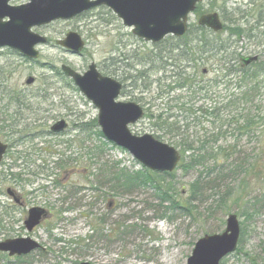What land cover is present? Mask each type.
I'll return each mask as SVG.
<instances>
[{"label":"rangeland","instance_id":"rangeland-1","mask_svg":"<svg viewBox=\"0 0 264 264\" xmlns=\"http://www.w3.org/2000/svg\"><path fill=\"white\" fill-rule=\"evenodd\" d=\"M27 3L10 2L13 6ZM209 13H218L224 25L247 27L249 37L238 44L239 51L244 58L259 54L256 64L264 62V0H205L189 16V25L194 29L199 18ZM32 31L48 41L36 46L37 60L0 48V136L13 144L10 156L0 163V241L31 237L43 250L22 261L0 255V264H186L196 242L204 235L223 232L232 214L240 223V241L237 251L220 264L255 260L262 264L264 104L254 110L256 119L250 128L237 129L226 119L201 120L197 114L186 119L180 104L204 107L205 85L200 93L198 86L195 94L186 86L157 98L156 108L167 107L178 115L184 137L190 140L204 141L205 135L223 126L226 137L218 144L228 149L229 157L198 165L189 158L195 156L189 151L181 153V162L171 176H148V170L127 151L98 136V130L79 128L96 121L98 110L59 71L66 65L83 74L95 63L103 76L123 85L117 101L137 103L146 113L145 101H150L151 94L143 89V77L138 78L147 71L149 56L170 51L175 38L167 37L157 45L138 39L107 7ZM68 33L78 34L85 42L81 54L56 44ZM220 55L205 62L208 73L203 81L215 75L211 66L220 63ZM187 71L193 74V70ZM154 77L168 86L171 74L152 73L151 79ZM29 78L34 84H26ZM261 88L257 99L264 103V83ZM174 95L180 100L172 99ZM60 120L68 128L54 135L51 128ZM131 132L155 136L145 118L131 126ZM160 140L172 145L166 138ZM123 170L152 180L130 192L114 193L112 176ZM8 189L22 195L26 207L15 206L7 196ZM166 198L169 202L165 203ZM34 207L46 209L50 216L28 233L24 220Z\"/></svg>","mask_w":264,"mask_h":264},{"label":"water","instance_id":"water-1","mask_svg":"<svg viewBox=\"0 0 264 264\" xmlns=\"http://www.w3.org/2000/svg\"><path fill=\"white\" fill-rule=\"evenodd\" d=\"M11 1L0 0V48L8 47L35 60L39 57L35 47L47 42L45 37L33 33L35 27L69 21L94 8L107 7L125 27L132 29L135 37L158 44L168 36L183 37L188 31V17L203 0H29L20 6L11 5ZM198 25L214 33L223 29L218 13L201 16ZM57 44L74 53L81 52L85 46L76 33H68ZM256 60L254 57L242 62L248 66ZM62 71L98 109L97 123L108 142L129 152L150 171H175L181 161L179 151L151 134L136 136L131 132L129 127L142 120L144 111L136 103L117 101L123 89L121 83L101 75L95 64H91L84 75L68 66H63ZM33 83V78L26 81L27 85ZM66 127L65 122H58L52 132L60 133ZM5 150L6 146L0 142V161ZM46 217V210L30 209L24 222L27 232L32 233ZM240 232L237 216L229 215L223 233L205 235L196 242L187 264H220L223 258L237 250ZM40 248L41 245L31 237L0 241V252L9 257L27 256Z\"/></svg>","mask_w":264,"mask_h":264},{"label":"trees","instance_id":"trees-1","mask_svg":"<svg viewBox=\"0 0 264 264\" xmlns=\"http://www.w3.org/2000/svg\"><path fill=\"white\" fill-rule=\"evenodd\" d=\"M200 6L201 4L197 6L196 13ZM243 37H249L248 29L243 24H239L234 28L225 24L224 30L217 34L203 27L196 26L193 29L190 26L189 31L183 38L174 39L177 42L170 51L169 49L166 52L160 50L154 56H149V59L145 62L147 71L141 73L138 78L141 80L143 77V89L149 95L151 94L150 101H145L147 110L144 118L148 120L151 130L155 133V137L159 140L160 138L170 140L172 146L180 149L182 154L189 151L193 152L195 156L189 158H192L194 163L198 165H202L205 161H219L220 159H227L229 157L228 149L218 144V142L226 137V131L222 130L223 126H219L214 129L213 133L210 132L209 135H205L204 141L196 142L190 140L188 137H184L182 121L178 115H172L167 107L156 108V99L186 86L190 90L194 89L192 91L193 94L197 91L200 93L205 85L204 91H206L205 97L207 100H205L206 104L204 103V107H198L197 104L191 106L186 103L180 104V109L186 114V119L189 116L192 117V115L197 114L201 120L213 119L214 122H221L222 119H226L235 124L237 129L250 128L252 121L256 119V116L253 114L254 110L256 107L261 106L262 108L264 104L257 99V94L262 89L261 85L264 83L262 78L264 75V62L259 65L255 63L249 67L241 65L240 60L242 55L238 44ZM186 38L189 39V42L183 41ZM212 38L213 41L211 42ZM219 54H221L220 63L216 64L215 68L213 67L214 65L211 66L215 75L207 82L203 81L206 76L203 74V67L207 65L205 62L211 61L212 58ZM188 69L193 70V74L188 72ZM163 71L171 74L168 86L162 85L161 78L154 77L151 79L152 73L157 74V72ZM146 74L148 75L146 76ZM154 85V90H152ZM197 86L199 89L195 91ZM172 99L179 101L180 96L174 95ZM262 118L264 120V115ZM79 128L86 132L92 129L98 130L96 121L91 124H84ZM98 136L102 137L99 130ZM199 143H202V145H199ZM209 143H213L215 146L212 147ZM143 175L138 173L130 175L125 173L124 170L118 171L112 176L115 180H111L113 192H130L135 190L133 188L145 185L152 180V178L144 177ZM146 175L157 176L156 173L152 172H148ZM164 176H171V174H165ZM196 184L199 190L200 185L198 182ZM118 185L120 188L117 187ZM167 191L161 194V198L167 195ZM167 199L161 200L166 203L169 202ZM0 255L2 258L10 259L6 255ZM27 257L29 256L15 259L22 261ZM251 264L259 263L255 260L251 261Z\"/></svg>","mask_w":264,"mask_h":264},{"label":"flooded vegetation","instance_id":"flooded-vegetation-1","mask_svg":"<svg viewBox=\"0 0 264 264\" xmlns=\"http://www.w3.org/2000/svg\"><path fill=\"white\" fill-rule=\"evenodd\" d=\"M85 43V42H84ZM90 66V65H89ZM89 66H88V68H89ZM96 67H97V70L99 71V65H96ZM78 73V72H77ZM85 73V72H84ZM83 73V74H84ZM80 74V73H79ZM59 76L61 77V78H63V77H65L64 75H62V74H59ZM65 79H66V81H68V84H69V86L70 85H73V80L71 79V78H68V77H65ZM20 104V103H19ZM20 105H22V104H20ZM60 121H63V122H65L66 124H67V122L65 121V120H60ZM68 127H66L63 131H61L60 133H54V132H52L51 131V133L52 134H54V135H57V134H61V133H63L66 129H67ZM0 142H1V144H3L4 146H6V150H5V152H4V154H3V156H2V159H1V161H0V163H3L4 161V158L5 157H8V156H10L9 155V153L12 151L11 150V148L13 147V144L11 143V145H8L7 143H5L2 139H1V136H0ZM51 153V152H50ZM7 196L9 197V198H11V201H12V203L15 205V206H17V207H26V205H25V201H24V199H23V197H22V195H19L15 190H11V189H8L7 190ZM35 208V207H34ZM39 208V207H38ZM43 209V208H42ZM30 210V209H29ZM28 210V211H29ZM44 210H46V209H44ZM46 212H47V217H46V219H44L43 221H42V223L43 222H45L46 220H47V218L50 216V214H49V212L46 210ZM28 214V213H27ZM26 220V219H25ZM25 220H24V222H25ZM41 223V224H42ZM40 224V225H41ZM38 228V227H37ZM8 240H12V239H8ZM4 241H6V240H4ZM3 254H5L6 255V253H3ZM8 255V254H7Z\"/></svg>","mask_w":264,"mask_h":264}]
</instances>
